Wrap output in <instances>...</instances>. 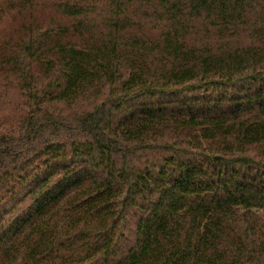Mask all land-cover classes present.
Listing matches in <instances>:
<instances>
[{
    "label": "trees",
    "instance_id": "obj_1",
    "mask_svg": "<svg viewBox=\"0 0 264 264\" xmlns=\"http://www.w3.org/2000/svg\"><path fill=\"white\" fill-rule=\"evenodd\" d=\"M13 90L0 264H264V0H0Z\"/></svg>",
    "mask_w": 264,
    "mask_h": 264
},
{
    "label": "rangeland",
    "instance_id": "obj_2",
    "mask_svg": "<svg viewBox=\"0 0 264 264\" xmlns=\"http://www.w3.org/2000/svg\"><path fill=\"white\" fill-rule=\"evenodd\" d=\"M16 90V89H15ZM18 91V90H17ZM27 110L24 96L11 91L0 97V133H5L18 124L20 116Z\"/></svg>",
    "mask_w": 264,
    "mask_h": 264
}]
</instances>
